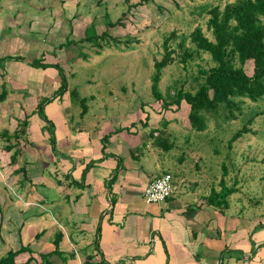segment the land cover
I'll return each instance as SVG.
<instances>
[{
  "label": "rangeland",
  "instance_id": "1",
  "mask_svg": "<svg viewBox=\"0 0 264 264\" xmlns=\"http://www.w3.org/2000/svg\"><path fill=\"white\" fill-rule=\"evenodd\" d=\"M10 1H14L13 9L29 8L30 12L35 10L40 16L33 18V21H28L27 25L31 23L33 25L30 28L32 29L29 35L31 38L27 39L21 35L23 41L29 40L35 48L23 50L21 55H14L15 51L14 53L0 51V74L4 70L5 62L10 65L22 60L24 62L26 60L40 61L45 52L46 55L48 54L45 58L46 63L59 65L68 80V90L63 94H68L67 101L61 100L63 95L55 97L62 80L56 68L36 69L37 67L31 66L34 74L28 77V82H19L15 79L14 83L10 82L9 85L10 91L16 88L17 92H21L16 94H20L21 97L22 95L31 97L33 101H37V105L46 99L52 102L45 106L44 113L54 124L51 130L56 138V150L61 153L59 159L67 160L66 153L61 152L63 146L69 143L65 135H72L69 136V140L73 144L74 137L80 130L97 135V133H103L104 128L108 130L107 127L117 130L126 123L136 124L135 129L142 131L141 139L151 140L149 144H152V147L148 149L156 153L151 155L154 156L151 157L154 160H151L146 153L141 164L146 162L151 164L148 170L151 176L157 177L165 172L172 173L175 176L174 182L179 183V188L174 193L175 197L185 189L198 190L205 196V190L209 191L215 187L216 190L221 191L225 185L236 191L227 199L230 214L243 218L244 221L263 220L264 115L257 116L254 123L248 125L251 132L243 135L231 148H229V141L237 131L243 128L252 115L264 111V99L256 103L245 100L242 113L236 111L237 117L233 119H226L228 112L223 110V107L217 115L203 113L207 128L204 132H197L191 126L190 106L185 101L181 106L174 105L164 109L162 101L155 99L152 92L153 76L156 72L155 63L163 59L164 42L173 32L175 36L171 39L170 45L176 52L173 55L175 61L163 69L160 90L165 97L170 91L181 88L196 92L199 83L203 82L200 70H208L215 66V62L207 53H202L199 57L194 55V58L186 63L181 61V56L178 54L183 52L180 44L185 40L187 48L195 49L191 34L197 26L202 28L210 40L215 41L212 29L208 28L210 18L208 11L217 6L223 10L227 4L236 0H148L144 5L132 8L129 12L125 0ZM141 1L131 0V5ZM106 15L112 22L121 19L122 24L114 28L109 27ZM5 22L7 23L8 19ZM92 24H94L93 28H91ZM8 32L7 29L4 33L8 34ZM103 32L121 42L112 41L109 45H103L106 42L100 41L101 47H99L95 41L87 39V36L101 35ZM14 33L15 30L12 29L11 34ZM70 42L72 45H69ZM2 52L6 53L1 55ZM253 69L252 61L245 65V71L249 76L253 75ZM74 90L77 91L74 94L75 97L72 93ZM83 99L87 107L82 106ZM66 102L70 104V107H64L63 111H59V117H55L56 111L53 108L56 105H65ZM36 107H31L26 112L30 114L37 110ZM84 108H87V112L83 114ZM35 115L30 117V127H33L35 121L44 123L49 128L47 131L51 137L50 127L41 119L39 111ZM39 122H36L37 127ZM7 124V128L11 129L16 122L11 118ZM62 124L67 127L63 128V137H60L57 134V125ZM67 128L68 134H66ZM153 130L154 138L160 137V130L169 133V140L174 142V148L167 151L154 145V139L151 136ZM45 131L43 129V133ZM27 136H29L28 133ZM27 138L26 146L35 147L34 143ZM0 142H2L1 133ZM35 145H37L36 142ZM144 152H147L146 146L139 144L133 148L132 154L140 158ZM0 153H2L1 144ZM42 158L44 161L48 160L46 156ZM148 158L151 161H148ZM23 160L21 157L19 165H22ZM34 165V171L30 172L32 176H47L48 168L45 163ZM8 175L11 174H7L0 163V204L13 200L32 203L31 188L28 186L25 188V192L27 190L30 192H26L27 196L21 199L18 197V188L14 189L16 178L8 180ZM183 180L186 181L182 182ZM5 186L11 196L2 195V190L6 189ZM140 200L146 201L144 197ZM3 204L0 207V233L2 234H0V259L9 250L18 251L17 249L23 244L21 229H18L21 222L18 219L19 215L16 216L15 213L25 209V207H10V210L15 209V211L10 216L11 220L7 222L3 220V211L6 213L7 210ZM249 223L244 222V225ZM237 250L239 249L229 252V259L243 260V252ZM37 255L39 259L40 255ZM225 260L223 259L224 264ZM47 261L48 259H44L45 264ZM39 262L40 259L33 261L32 264H39Z\"/></svg>",
  "mask_w": 264,
  "mask_h": 264
},
{
  "label": "crops",
  "instance_id": "2",
  "mask_svg": "<svg viewBox=\"0 0 264 264\" xmlns=\"http://www.w3.org/2000/svg\"><path fill=\"white\" fill-rule=\"evenodd\" d=\"M12 3L14 1L0 0V51H15L14 55H21L23 50L35 48L29 40L23 41L22 36L31 38L33 25L30 22L27 25L28 21L40 15L25 7L13 9ZM7 29L8 34L4 33ZM12 29L14 34H11ZM47 56L44 52L39 60L46 63ZM30 64L27 60L10 65L5 62L1 71L0 97L4 89L7 96L0 99V133L13 134L19 120L28 116L30 122V117L36 116V111L28 114L26 110L38 106L37 101L21 97V92L16 88L10 91L9 86L15 79L29 81L28 77L34 74ZM56 79L55 76V82ZM68 97L65 94L61 100L67 101ZM67 106L70 107L68 102L56 105L54 116L59 117V111ZM11 118L16 125L8 129L6 125ZM36 122L39 121H35L32 128L29 125V136L11 141L2 138L0 142V163L3 170L11 174L8 180L16 178L14 189L18 188V197L27 196L26 192H30H25L27 186L32 192L28 195L32 203L13 200L0 204V207L2 204L7 207L6 213L3 211V220L7 222L15 211L10 207H25L15 213L19 215L18 229L23 238L17 250L24 247L29 251L20 254L17 263L34 258V261L40 259L39 264H45L42 256L48 255L47 264H85L90 258L95 264H224L223 259H226L225 264H264V218L244 221L230 214L228 198L226 203L221 202L222 207H219L220 202L213 200V193L220 192L215 187L205 190V196L198 190L185 189L175 197L179 183L174 182L175 176L169 173L173 176L175 190L167 201L152 204L140 200L147 186L162 175H149L151 164H141L146 153L150 159L156 153L148 149L152 147L151 140L141 139L142 131L135 129L136 124L126 123L117 130L107 127L108 130L104 128L103 133L97 135L80 130L73 144L69 140L72 135H65L69 143L61 151L67 156V160H63L52 149L46 125L39 122L37 127ZM66 127L57 125L60 137ZM26 138L35 147H27ZM139 144L147 148L140 158L132 154ZM6 146L15 147L8 151ZM17 150L21 154L13 162L12 155ZM42 156L48 160L44 161ZM21 157L24 160L19 165ZM150 159L148 161L154 160ZM42 162L48 168L47 176H32L34 164ZM21 167L26 168L27 179L23 174H15ZM2 191V195L11 196L7 187ZM244 222L250 223L245 226ZM236 249L243 252V260L229 259V251Z\"/></svg>",
  "mask_w": 264,
  "mask_h": 264
},
{
  "label": "trees",
  "instance_id": "3",
  "mask_svg": "<svg viewBox=\"0 0 264 264\" xmlns=\"http://www.w3.org/2000/svg\"><path fill=\"white\" fill-rule=\"evenodd\" d=\"M147 2L148 0H142L140 3L131 5V0H125L128 6V12L132 8L142 6ZM208 14L210 16L208 19V28L210 30L212 29L215 41L210 40L204 34L202 28L197 26L191 34V41L195 45V49L187 48L184 40L180 44L183 52L178 53L179 56H181V61L185 63L189 59L194 58V55L199 57L202 53L209 54L215 62V66L208 70H200L203 82L199 83L196 92L185 91L181 88L170 91L168 96L165 97L160 90L159 84L162 79L163 69L175 61L173 55L176 52L171 49L170 45V41L175 36V32L164 42L165 54L161 61L155 63L156 72L153 76L152 85L154 97L158 101H162L164 109H169L174 105L181 106L184 101L190 106L189 120L193 130L197 132H204L207 128L206 118L203 113L217 115L220 108L223 107V110L228 112V118L226 117V119H233L237 117L235 115L236 111L242 113V105L245 100L256 103L264 99V0H236L233 3L227 4L223 10L219 6L213 7L208 11ZM105 18L111 28L122 24L121 19L112 22L109 16L106 15ZM93 27L94 24H92L91 28ZM87 39L95 41L99 47H101V45H99L100 41L106 42L103 45H109L112 41L115 43L121 42L117 38L110 37L106 32H103L101 35L87 36ZM128 43L129 42H127V44ZM69 45H72V42H70ZM18 58L21 59V57H17V59ZM250 61L254 64L252 76H249L245 71V65ZM37 62L40 61H33L30 65L42 68L52 67L59 71L62 80L61 87L59 91H57L56 96L61 97L68 90V80L63 69L57 64L50 65L42 61L40 63ZM76 92V90L72 92L73 97H75L74 94ZM2 94L0 99L4 100L7 96V90L4 89ZM83 100L81 101L82 106L87 107L85 99ZM49 102V99L41 101L37 106L36 112L39 111L41 119L50 127V131L52 132L50 142L54 153L61 154L56 150V138L51 130L54 124L44 113V108ZM86 112L87 108H84L83 114ZM260 115H264V111L257 112L248 119L243 128L237 131L230 139L229 148H231L243 135L251 132L248 125L253 124L257 116ZM29 125V117L26 116L25 119L18 121L17 128L13 134H10L9 131H3L1 137L7 141L24 138L27 135ZM154 133L155 131L153 130L151 136L154 139V145L160 146L167 151L174 148V142L169 140V133L160 130L159 138H154ZM14 147L15 146H6V149L11 151ZM20 154L21 152L17 150L12 155L13 162ZM88 170L89 167L86 169V172ZM15 174H23L25 179H27L25 167L16 170ZM234 192H236L234 188H227L224 185V188L219 193H213V200L226 203V199ZM222 206L223 204L221 203L219 207ZM28 251L29 250L24 247L18 251L11 250L5 257L0 259V264H19L16 261L18 256ZM42 257L44 261V258L47 259L48 255H43ZM33 261L34 258H30L27 262L22 264H32ZM92 261L93 258H90L85 264H95Z\"/></svg>",
  "mask_w": 264,
  "mask_h": 264
},
{
  "label": "built area",
  "instance_id": "4",
  "mask_svg": "<svg viewBox=\"0 0 264 264\" xmlns=\"http://www.w3.org/2000/svg\"><path fill=\"white\" fill-rule=\"evenodd\" d=\"M170 179H166L169 178ZM162 183V186L157 188L154 187L158 184ZM175 190L173 176L169 173L158 177L157 179L153 180L145 189L144 197L147 202L152 204H158L167 201L172 195Z\"/></svg>",
  "mask_w": 264,
  "mask_h": 264
},
{
  "label": "clouds",
  "instance_id": "5",
  "mask_svg": "<svg viewBox=\"0 0 264 264\" xmlns=\"http://www.w3.org/2000/svg\"><path fill=\"white\" fill-rule=\"evenodd\" d=\"M166 179H170V177H169V178H166ZM162 183H163V182H161L160 184H158V185H156V186H154V187H157V188H159V187H161V186H162Z\"/></svg>",
  "mask_w": 264,
  "mask_h": 264
}]
</instances>
